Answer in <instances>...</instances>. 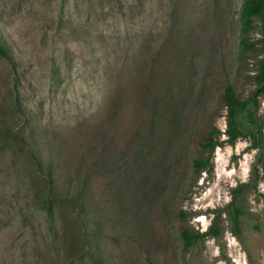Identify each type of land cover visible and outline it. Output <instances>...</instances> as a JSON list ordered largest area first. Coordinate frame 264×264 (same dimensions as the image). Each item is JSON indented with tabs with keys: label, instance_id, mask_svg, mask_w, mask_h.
<instances>
[{
	"label": "rangeland",
	"instance_id": "obj_1",
	"mask_svg": "<svg viewBox=\"0 0 264 264\" xmlns=\"http://www.w3.org/2000/svg\"><path fill=\"white\" fill-rule=\"evenodd\" d=\"M241 2L0 0V264H264L263 179L240 237L224 219L188 250L180 236L254 161L239 138L211 173L191 166L207 126L226 128L225 84L255 86L261 35L256 21L239 58Z\"/></svg>",
	"mask_w": 264,
	"mask_h": 264
},
{
	"label": "trees",
	"instance_id": "obj_2",
	"mask_svg": "<svg viewBox=\"0 0 264 264\" xmlns=\"http://www.w3.org/2000/svg\"><path fill=\"white\" fill-rule=\"evenodd\" d=\"M238 18L239 58L244 56L246 50L253 47L249 37L255 28V22L258 21L259 23L261 35L259 42L261 44L262 55L258 59L256 72L253 76L255 86L245 98H240L234 93L231 82L225 84L222 100L226 107V128L224 131H221L213 124L207 126L206 135L200 141L201 154L192 158L191 166L192 171L196 174L203 171L211 173L215 149L226 144H233L239 138H248V149L255 150L254 161L249 170V179L238 182L230 188V199L224 205L211 209L213 215L210 224L205 230L200 231L189 227L180 230L184 250L194 247L206 237H220L224 229L223 219L227 221L232 234L240 237L243 218L252 217L253 215L248 208L249 194H255L256 200H259V197L263 195L258 189V183L261 179L264 180V120L258 113V109L259 97L264 96V0H242ZM0 54L10 60L8 50L1 44ZM13 138L17 139V134H14ZM22 144L27 146L25 138L22 139ZM36 165L41 167L40 163ZM46 171L49 178L46 186L50 188L49 183L52 182V174L49 167ZM80 196L81 190L77 189L75 194L66 195L63 199L67 203L72 202V200L78 203ZM52 202L51 194H46L43 200L46 210L51 209ZM54 202H58V200H54ZM178 215L186 217L187 212L180 210ZM92 260L95 264H99V257L92 256Z\"/></svg>",
	"mask_w": 264,
	"mask_h": 264
}]
</instances>
